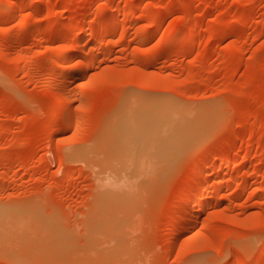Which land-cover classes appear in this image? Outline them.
Returning <instances> with one entry per match:
<instances>
[{
  "label": "rangeland",
  "instance_id": "rangeland-1",
  "mask_svg": "<svg viewBox=\"0 0 264 264\" xmlns=\"http://www.w3.org/2000/svg\"><path fill=\"white\" fill-rule=\"evenodd\" d=\"M0 11V264L76 253L109 264V237L93 244L95 182L126 174L128 154L105 146L133 98L151 119L169 106L208 122L178 153H147L116 262L264 264V0H0ZM186 207L197 217L181 233Z\"/></svg>",
  "mask_w": 264,
  "mask_h": 264
},
{
  "label": "bare ground",
  "instance_id": "bare-ground-1",
  "mask_svg": "<svg viewBox=\"0 0 264 264\" xmlns=\"http://www.w3.org/2000/svg\"><path fill=\"white\" fill-rule=\"evenodd\" d=\"M39 4L40 3H38V5ZM35 5H37V4H35ZM10 7L11 6H9V8H8V6L5 7L4 15H5V12H8V10L11 9ZM7 8H8V10H6ZM2 11H3V9H2ZM2 11H0V12H2ZM115 12H117V11L115 10ZM8 14H9V12H8ZM1 15H3V14L1 13ZM93 24H95V23H93ZM91 26H93V25H91ZM106 26L107 25H105V28H106ZM110 29H109V31H110ZM91 30H92V27H91ZM104 32L106 33V31H104ZM93 34L94 33H92L91 36H94ZM192 34H193V32H192ZM185 36L188 37V35L184 34L183 37H185ZM60 54H62V53L60 52ZM67 55L68 54L63 56V54H62L63 57L58 56V58L60 59V57H61L62 59L66 60V59H68ZM93 57L95 58V56H93ZM84 61H85V59L83 60L82 64H85ZM92 61H94V60L92 59ZM87 62L89 63L88 60H87ZM91 64H92V62H91ZM90 66H88V67H90ZM86 67L87 66L85 65V69L81 70V73L86 71V69H87ZM52 78L53 77H51L50 79H52ZM52 80L54 81V79H52ZM48 81H51V80H49V78H48ZM53 81L51 83H55V81L54 82ZM48 83H50V82H48ZM53 85L55 86L56 84H53ZM55 87H53V88L55 89ZM53 88H51V89H53ZM57 98L56 99L60 101L61 98L59 96H57ZM138 101H139V99H135V98L131 99L130 106L125 110V113L123 115V121L118 125H112L108 129V132L115 135V137L107 139L106 146H105L108 153H117L118 155H120V157L123 156V154H122L123 152L128 154L127 158H129V159L128 160L126 159V162H127L126 163L127 164L126 171H125L126 174L125 175H114V176L118 180L123 179L126 176L128 178V181H129V189L128 190H121V191L101 190L100 187L98 186L99 192L96 193V194H98V198L96 199L98 211L97 212L95 211L97 213L96 214L97 220L95 221V226H94V228L96 230V234L93 237V244L100 237H102V235H103V237H105V236L109 237V239H110L109 241H111V244H110L108 250L106 249L107 252L105 251L101 255V256H104V259L107 260V262L109 264H110V262H115L116 264H120V263L116 262V261H118L116 259V256H118L116 254L117 251L120 249H123V248H124V251H126V249L128 247H130L129 245L126 246L127 243H125V241H126L125 236H126L127 230L129 228H130L129 231L131 230V227H129V226L132 224L131 221H132L134 209H135L136 204L138 202L139 196H141L140 195L141 192L144 190L145 186L147 185V183L145 181H142L141 179L138 178V175L141 172V170L143 169V166L145 164V159H146L147 153L151 149H153L155 151V153H157L158 155H162V156L177 152L178 149L183 147L186 142L190 141L195 134H198L200 129L202 127H205V125H207V122H208V118H205L202 120L197 119V120H191L190 121L189 119H187L185 117L177 115L174 112L175 111L174 109L168 108L169 106H167V107L164 106V107H161V109H156L155 110L156 118L151 119L149 117V114L145 110H143V114L140 112V110H138L139 109V107H137ZM61 104L63 105V102ZM65 107H67V104ZM61 110H63V106H62ZM64 127H66V129L65 128L64 129L67 130V128L70 127L69 123L67 122L66 126H64ZM102 150H103V148H102ZM102 155H103V152H102ZM223 161L227 162V160H225V159ZM103 165H105V164H103ZM204 167L206 169L205 165H204ZM96 168L99 169V166H96ZM96 168H94V169H96ZM202 170H203V166H200L197 171L200 172ZM210 172H211V170H210ZM210 172H208V173H210ZM99 174H103V173H99ZM95 175L98 178L97 171H96ZM103 177H101L99 179L102 180ZM223 181H226V179ZM221 183H222V181H221ZM205 190L203 192H205V193L208 192V190L207 191H205ZM191 194H193V195H189L187 197L188 203L189 204L191 203L190 206H192V203L196 200L195 199L196 196L194 197L195 194L194 193H191ZM211 195H213V194H211ZM206 197L204 198V200L201 203L202 207L207 205L206 203L209 201L208 198H206ZM186 206H188V205L186 204ZM186 209L187 210H183L184 212L182 213L183 215H182L181 220L179 222L180 226L177 223V225L179 227L178 231H180L181 233H183V231H188V230H186V229H188V227H187L188 223L193 221L197 217V215L195 216L194 213H191V211L188 209V207H186ZM3 227L4 226L0 227V241L2 238H4L3 237L4 232L2 229ZM170 227L171 228H169V229L171 230V233L169 232V235L171 236L172 232L176 231L177 226L175 223H173ZM189 227H190V225H189ZM8 231L11 232L10 229H8ZM178 231H176L175 233H177ZM103 240H104V238H103ZM106 241H108V240H106ZM99 242H98L99 245L97 248H100L99 246L102 243V242L101 243H99ZM4 243L6 244L9 242L6 241ZM5 244H2V245H4V247H6ZM93 244H91V245L93 246ZM104 244L109 245V242L108 243L105 242ZM104 244H102V246ZM95 246H96V244H95ZM125 247H127V248H125ZM67 248H69V247H67ZM89 248H92V247H89ZM89 248H87V249L89 250ZM70 249H72V246ZM95 249L96 248H94V251H90V253L92 252L91 254L89 253V251H88V253L86 252L88 255L90 254L89 257H91V259H93V257L96 259V257H97V255L93 253V252H95ZM129 250L130 249H127L126 253H129ZM67 251H69V249ZM70 251H72V250H70ZM80 252H83V250L79 251L78 253H80ZM121 252H123V251H121ZM70 253H73V252H70ZM74 253H76V251ZM105 253H107V254H105ZM81 254H84V253H80V255ZM75 255H77V253ZM75 255H74V258H75ZM78 255H77L76 259L78 258ZM91 255L92 256L94 255V256L92 257ZM123 255H124V257L125 256L128 257V254L123 253ZM81 257H85V256L81 255ZM74 258H73V263L76 264L74 262ZM86 258H88V257H86ZM81 259H84V258H81ZM88 259H90V258H88ZM98 261L100 263L102 262L101 260H98ZM125 261L126 260H122L121 262H123V264H127V263H125ZM102 263L106 264V261L102 262Z\"/></svg>",
  "mask_w": 264,
  "mask_h": 264
},
{
  "label": "clouds",
  "instance_id": "clouds-1",
  "mask_svg": "<svg viewBox=\"0 0 264 264\" xmlns=\"http://www.w3.org/2000/svg\"><path fill=\"white\" fill-rule=\"evenodd\" d=\"M95 171L98 170L94 169L93 172L95 173ZM96 183L101 190L121 191L129 189V181L126 176L118 180L111 172L105 173L103 179H97Z\"/></svg>",
  "mask_w": 264,
  "mask_h": 264
}]
</instances>
